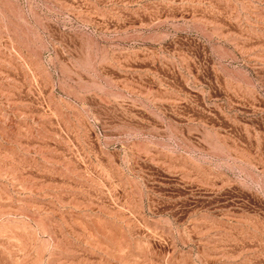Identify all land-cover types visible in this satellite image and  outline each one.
Segmentation results:
<instances>
[{
  "label": "rangeland",
  "instance_id": "rangeland-1",
  "mask_svg": "<svg viewBox=\"0 0 264 264\" xmlns=\"http://www.w3.org/2000/svg\"><path fill=\"white\" fill-rule=\"evenodd\" d=\"M0 264H264V0H0Z\"/></svg>",
  "mask_w": 264,
  "mask_h": 264
}]
</instances>
